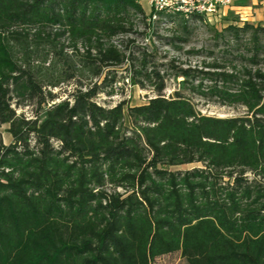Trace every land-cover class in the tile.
<instances>
[{"label":"trees","instance_id":"trees-1","mask_svg":"<svg viewBox=\"0 0 264 264\" xmlns=\"http://www.w3.org/2000/svg\"><path fill=\"white\" fill-rule=\"evenodd\" d=\"M138 18L152 26L136 0H0V125L11 139L0 143V264H156L174 253L264 264V184L245 176L264 178V25L228 27L236 44L248 35L249 54L229 70L166 65L192 92L246 110L218 118L163 95L166 71L132 53ZM122 67L154 95L97 104ZM74 78L86 87L46 101L44 87ZM14 98H39L42 117L16 115Z\"/></svg>","mask_w":264,"mask_h":264},{"label":"rangeland","instance_id":"rangeland-1","mask_svg":"<svg viewBox=\"0 0 264 264\" xmlns=\"http://www.w3.org/2000/svg\"><path fill=\"white\" fill-rule=\"evenodd\" d=\"M144 13L149 14L147 0H138ZM245 5L235 4L232 10L224 9L211 22H202L190 20L187 23L181 19H167L164 24L158 23L144 28L140 19H136V33L130 37L135 40L133 54L139 58L141 49H145L148 53V60L151 65L157 66L160 71H166V65L170 61H175L176 65L182 68L189 67L198 69L202 61L205 63L217 62L228 70L231 65L240 62L237 60L239 54L246 58L249 56L246 53L248 35L241 38L236 44L232 39L231 34L227 30L229 26H241L243 23L252 25H264V20H261L262 12L257 10L260 8V3L249 7V10H244ZM248 7V6H246ZM259 21V22H258ZM123 41V42H122ZM126 37H119L116 42L124 44ZM193 53V54H192ZM260 66L264 67V54L260 55ZM116 83L112 96L106 92L101 93L95 98V102L104 107L115 106L120 101H126L128 105L135 106L146 103L147 99L154 95L152 82H145V88L141 89L137 86L130 85L128 81L127 71L125 67L117 69ZM87 81H77V78L70 79L61 83L57 88L44 87L42 90L46 101H49L48 94L54 96V102L63 101L69 94L79 85L85 88ZM194 87L197 86V81L193 82ZM108 91V90H106ZM174 93H179L187 98L195 108L203 115L218 117V118H233L246 114L244 107L239 105L228 106L219 102L212 96H200L197 92H192L181 78H175L173 72L166 71L165 89L163 95L165 97H173ZM39 98L34 99H17L14 98L11 102V107L16 115H23L30 119L34 118L36 113H41L42 108L39 105ZM41 111V112H40ZM7 126L0 125V143L8 145L11 142L10 135L6 132ZM201 167L200 164L183 165L179 167L169 168L171 171L184 172L193 168ZM250 182L259 181L264 184V178H255L251 173L245 175ZM156 264H186L178 253L166 255L156 259Z\"/></svg>","mask_w":264,"mask_h":264},{"label":"built area","instance_id":"built-area-1","mask_svg":"<svg viewBox=\"0 0 264 264\" xmlns=\"http://www.w3.org/2000/svg\"><path fill=\"white\" fill-rule=\"evenodd\" d=\"M236 1L240 0H147L149 14L146 22L152 26L173 18L211 22Z\"/></svg>","mask_w":264,"mask_h":264},{"label":"crops","instance_id":"crops-1","mask_svg":"<svg viewBox=\"0 0 264 264\" xmlns=\"http://www.w3.org/2000/svg\"><path fill=\"white\" fill-rule=\"evenodd\" d=\"M138 2V0H136ZM139 3V2H138ZM243 4L244 6V10H249V7L251 8V6L256 5L257 3H260V8L257 10V12H261L264 11V0H240V1H236L235 3H233V5L226 7L225 9H228L229 11L232 10V6H234L235 4ZM140 4V3H139ZM141 6V5H140ZM248 6V7H246ZM142 8V7H141ZM146 14V13H145ZM147 15V14H146ZM261 20H264V12H262V17ZM259 22V21H258ZM264 23V22H262Z\"/></svg>","mask_w":264,"mask_h":264}]
</instances>
